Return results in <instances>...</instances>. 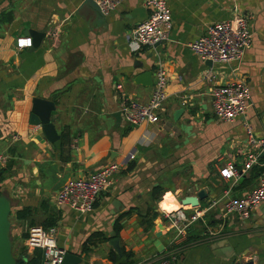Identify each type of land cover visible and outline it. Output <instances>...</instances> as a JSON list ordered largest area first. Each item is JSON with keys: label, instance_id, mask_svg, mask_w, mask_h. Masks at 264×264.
I'll use <instances>...</instances> for the list:
<instances>
[{"label": "crops", "instance_id": "obj_1", "mask_svg": "<svg viewBox=\"0 0 264 264\" xmlns=\"http://www.w3.org/2000/svg\"><path fill=\"white\" fill-rule=\"evenodd\" d=\"M144 1L124 0L103 16L91 0H0V151L8 155L0 189L12 201L11 217L31 207L38 225L56 218L59 246L79 254L81 264H113L109 241L89 253L82 252L83 244L96 231L111 239L117 220L131 209L119 237L136 264L162 258L174 264H264V202L249 219L222 216L225 191L247 195L264 170L235 182L219 172L228 162L241 165L249 151L244 122L264 136V0H168L169 37L134 52L129 35L150 14ZM241 14L252 17L253 35L241 62L209 65L189 48L212 23ZM31 31L44 35L35 40ZM23 36L32 46L19 50L16 42ZM159 68L169 78L160 121L131 127L122 119L116 126L113 114L124 99H150ZM148 71L152 78L141 76ZM241 78L250 86L251 105L245 117L222 122L214 114L212 90ZM36 97L56 104L52 115L60 148L37 138L38 127L30 123ZM110 162L121 169L93 211L79 214L56 204L65 183ZM156 186L162 189L159 198L153 196ZM200 189L208 197L199 207L181 204ZM168 210L206 212L188 230L196 241L181 246L176 227L164 217ZM147 213L158 214L151 228L142 221ZM30 223L11 221L16 257L35 251L23 236Z\"/></svg>", "mask_w": 264, "mask_h": 264}, {"label": "built area", "instance_id": "obj_2", "mask_svg": "<svg viewBox=\"0 0 264 264\" xmlns=\"http://www.w3.org/2000/svg\"><path fill=\"white\" fill-rule=\"evenodd\" d=\"M103 16L117 10L124 0H91ZM145 7L150 10L147 20L139 23L129 35L132 51H140L143 47L153 46L169 37L172 25V14L168 0H145ZM251 16L236 15L231 19L217 21L208 26L204 35L189 44V48L203 60L213 63L230 64L241 62L245 53L251 48L253 35L250 27ZM32 46L30 37L17 39L19 50ZM169 78L163 68L157 69L152 95L148 101L135 98L124 99L121 105L123 120L131 127L145 123H157L165 110L168 99ZM214 114L222 122H232L236 118L245 117L251 105V91L243 78L218 85L212 90ZM244 127L249 144V151L243 152L245 158L241 165L228 162L219 172L230 181H238L243 175L254 168L264 166V136H257L252 125L246 121ZM8 162V155L0 151V168ZM121 164L110 162L87 177L74 178L65 183L56 195V204L60 207H70L79 214H87L94 210L102 193L109 189L115 175L120 171ZM264 202V178L260 176L258 186L242 197L231 196V190L224 195V218L236 215L240 219H249L254 210ZM217 202L215 201L211 207ZM206 212L197 210L188 214L183 210L177 212L164 211V217L176 227L178 236L184 242L188 230ZM25 246L28 249L43 250L42 264H60L67 250L58 244V229L56 226L45 228L42 225H28ZM158 264H174L173 258H162ZM243 264V263H240Z\"/></svg>", "mask_w": 264, "mask_h": 264}, {"label": "water", "instance_id": "obj_3", "mask_svg": "<svg viewBox=\"0 0 264 264\" xmlns=\"http://www.w3.org/2000/svg\"><path fill=\"white\" fill-rule=\"evenodd\" d=\"M36 36V39L43 36L44 33H39L37 31H31ZM164 40L159 41L155 45L163 43ZM209 65H213L211 60H208ZM141 76L151 77L153 76L152 71L145 72ZM56 109V104L53 100L36 97L33 99V108L30 116V123L38 127V139H47L50 142L54 143L57 148L61 147L62 138L59 135L56 127L54 125L53 112ZM116 118V126H119L122 122V113L118 111L113 114ZM264 158V153L262 154ZM261 170H264V166L261 167ZM199 189V187H197ZM208 197V192L206 189L198 190L196 195L187 196L182 199L181 204L183 206L190 205L193 208L199 207L200 202L203 199ZM11 213H12V201L9 198L8 194L3 192L0 195V264H23L26 258H19L14 255L13 252V243L11 238ZM163 225H159V228H162ZM153 228V230H155ZM161 235V232L158 233V236ZM112 248L122 256V243L121 238L116 235L115 232L112 233L111 239L109 241ZM83 258L76 253L67 251L64 255L62 262L60 264H81ZM248 264H253V261H250Z\"/></svg>", "mask_w": 264, "mask_h": 264}, {"label": "trees", "instance_id": "obj_4", "mask_svg": "<svg viewBox=\"0 0 264 264\" xmlns=\"http://www.w3.org/2000/svg\"><path fill=\"white\" fill-rule=\"evenodd\" d=\"M262 162H264V158H262ZM260 169L261 168H254L253 171L255 172V174H253V176H256L258 173H260ZM2 193L3 192L0 189V195ZM161 195H162L161 187H159V186L154 187L153 196H156L157 198H159ZM133 210L134 209H131L130 211L124 212L120 216V218L117 220V222L115 224V231H116L117 236H120V233L122 230L121 220L124 217H126L127 215H129ZM149 213H147L146 215H141V217H142V221L144 222V224H146L148 227L151 228V227H153V225H154L153 221L158 217L157 216L158 214L155 213L150 218L148 215ZM14 216L17 220H30L31 219L30 225H38V224H36V221L32 219L33 208H31V207H24L20 210H17L15 212ZM56 221H57L56 218H52V219L48 218L45 221H43V223L41 225L44 226L45 228H49V227L55 226ZM23 236H24V238H26L27 234L24 233ZM197 239H198L197 236L196 237L190 236L189 232H188L187 239L182 243L181 246H185L187 244H190V243L196 241ZM108 241H110V237H108V235H106L104 232H102V231L93 232L85 240V242L83 244L82 252L83 253H89L90 251L93 250L94 247H98L100 244L106 243ZM122 250H123V254H122V256H120L115 250L111 249L109 256H108L110 261H112L113 264H136V260L134 259V254L127 251L124 247L122 248ZM17 257L26 258V260L23 264H42L43 250L40 248H37V249H35V251L32 255H28L26 253V251H23V253Z\"/></svg>", "mask_w": 264, "mask_h": 264}, {"label": "bare ground", "instance_id": "obj_5", "mask_svg": "<svg viewBox=\"0 0 264 264\" xmlns=\"http://www.w3.org/2000/svg\"><path fill=\"white\" fill-rule=\"evenodd\" d=\"M174 201V200H173ZM172 201V206L174 207V208H177V207H179V204L175 201V202H173ZM182 208V207H181ZM164 209H166L167 210V208H164ZM168 211H174V210H168Z\"/></svg>", "mask_w": 264, "mask_h": 264}, {"label": "rangeland", "instance_id": "obj_6", "mask_svg": "<svg viewBox=\"0 0 264 264\" xmlns=\"http://www.w3.org/2000/svg\"><path fill=\"white\" fill-rule=\"evenodd\" d=\"M126 126H129L127 123H125ZM11 221H15V218L14 216L10 217ZM11 230H12V227H11Z\"/></svg>", "mask_w": 264, "mask_h": 264}]
</instances>
